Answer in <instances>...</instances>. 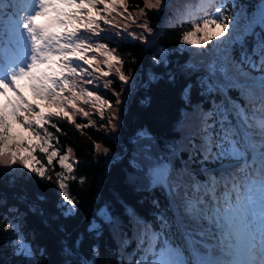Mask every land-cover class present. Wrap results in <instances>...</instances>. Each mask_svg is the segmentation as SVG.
Returning <instances> with one entry per match:
<instances>
[{
  "label": "snow or ice",
  "instance_id": "obj_1",
  "mask_svg": "<svg viewBox=\"0 0 264 264\" xmlns=\"http://www.w3.org/2000/svg\"><path fill=\"white\" fill-rule=\"evenodd\" d=\"M203 3L212 6L214 0H203ZM19 5L25 12L23 16L14 18L13 13L6 22L0 16V166L13 170L0 172V178L12 175L14 182V169L19 167L29 173L25 179L35 176L41 181H50L49 170L55 167L54 161L58 162L61 171L56 173V183L62 200L57 209L65 217L74 216L76 201L68 185L69 180L75 179L73 149L68 147L65 154H60L61 149L56 146L59 137L48 129L63 131L52 122L54 118L70 121L77 129L86 127L76 123L78 115L90 116L89 111L79 106L82 101L84 105H91L92 114L106 119L108 126L115 130L118 114L113 103L98 91L81 85L98 86L99 79L110 76L128 83L130 77L122 70L123 58L104 42L113 36L107 34L103 25L111 26L110 17L118 10L125 20L135 23L136 17L129 11L128 0H19ZM144 5L145 8L139 10L141 16L145 15V9H160L162 0H144ZM215 11L214 18L201 17L193 30L182 36L183 45L200 49L194 55L201 59L196 63L190 61L178 72L149 73V80L154 82L166 76L169 83L175 84L179 74L204 73L197 81L200 95L217 93L222 99L213 100L207 111L201 104L193 105L191 114L182 110L184 118L191 116L189 132L172 151L173 155L188 151L189 161L199 154L201 164L211 160L219 162V168L201 167L199 171L208 177V183H193V174L186 167L175 172L169 164L155 163L147 154L137 162L134 154L131 166L138 171L147 168L148 182L144 190L151 191L157 186L165 189L172 213L170 216L163 212L155 214L161 229L157 232L120 201L132 222L144 226L143 233H133L137 249L131 255L143 253L135 264H264V0H260L257 11L251 16L238 13L231 28L229 17L223 15L220 8ZM140 27L147 33L152 32L146 22ZM121 31L127 33L128 29ZM130 35L137 40L147 39ZM248 36L255 40L251 50L245 44ZM236 44L241 48L239 60L232 54ZM166 55V50L160 48L159 56H154L153 60L157 65H167ZM112 82L107 79L103 87L109 88ZM24 87H30L35 98L44 101V105L34 107L27 103L21 94ZM192 88V84H187L181 92L185 103H191ZM231 90L239 93L238 98L228 95ZM113 94L115 105H120V93ZM16 125L27 131L28 136ZM136 138L151 139V136L146 129H141L136 132ZM95 148L101 151L99 144ZM39 154H43L41 159H38ZM238 166L246 176L243 191L232 171ZM213 171L220 173L219 179ZM138 179L132 174L127 177L129 183ZM220 183L225 191L217 197L216 186ZM140 190L138 187L137 191ZM209 193L211 198L206 199ZM44 200L45 197L37 193L31 204L32 211L44 215L39 207V202ZM153 203L159 207L156 201ZM97 216L110 226L121 223L118 216L110 213L108 204ZM87 231L95 233L96 237L102 233L95 220ZM177 235L183 240L182 246L173 243L172 238ZM81 239L82 236L75 242L76 246ZM128 243L124 241L125 245ZM17 247L19 250L14 254L23 255L27 264H34L29 247L26 244ZM185 250L190 253L187 257ZM40 251L43 255V250ZM92 252L98 255L99 247L94 246Z\"/></svg>",
  "mask_w": 264,
  "mask_h": 264
},
{
  "label": "trees",
  "instance_id": "obj_2",
  "mask_svg": "<svg viewBox=\"0 0 264 264\" xmlns=\"http://www.w3.org/2000/svg\"><path fill=\"white\" fill-rule=\"evenodd\" d=\"M128 2L129 11L136 17L135 23L131 19L125 20L118 10L110 17L113 24L103 25L107 34L113 36L111 40L104 42L108 43L110 48L116 49V54L123 58L122 70L130 77L128 83L124 84L119 82L118 77L110 76L99 79L98 86L81 85L89 90L98 91L100 95L103 93V97L113 103L118 114L115 135L108 136L107 120H101L98 115L92 114L91 105H84L82 101L79 102V106L90 113L88 118L81 115L76 118V123L86 125L82 130L77 129L70 121L53 119L52 122L57 123L63 130L56 132L53 128L48 129L59 137V144L56 146L61 149L60 154H65L67 148L71 147L73 149L71 160L76 162L75 179L68 181L69 189L76 200L74 216L65 217L57 209L61 199L56 183V171L60 168L58 162L54 161L55 167L49 170L52 177L50 181H41L35 176L25 179L29 173L19 167L14 169L16 175L14 182L12 175L0 178V264H27L25 256L14 254L11 250V238L20 233L25 235V239L29 240L33 247L34 264H83L85 261L91 264L93 260L95 264L130 262L135 264L143 253L131 255L137 249V240L133 233L134 231L143 233L144 226L132 222L125 214L120 201L131 207L136 216L157 232L161 229L160 221L155 214L163 212L170 216L172 213L170 202L162 187L157 186L151 191L144 190V185L148 182L145 176L147 168L138 171L131 166L130 161L134 154L137 162H141L147 154L155 163L169 164L175 172H180L186 167L193 174V183L195 181L208 183V177L199 171L201 167L219 168V162L211 160L201 164L199 154L189 161L188 151L173 155L172 150L189 132L191 116L184 118L182 110L191 114L193 105L201 104L207 111L211 109L213 100L219 102L222 97L217 93L210 96L200 95L201 89L197 81L204 75L202 71L179 74L175 84L169 83L166 76L162 80L152 82L149 80V73L160 75L168 71L178 72L190 61L196 63L201 59L194 55L200 51L197 46L182 44L183 33L193 30V26L201 17L214 18L216 8H220L222 14L229 17L231 28L238 13L251 16L257 11L260 0H214L212 6H206L203 0H162L160 9H145L143 16L139 10L145 8L144 0ZM14 6L20 7L19 0H0V16L5 22L8 16L14 13L11 10ZM21 14L23 16L22 9ZM143 22L151 26V33L140 27ZM124 28L128 29L127 33L121 31ZM130 34L144 36L147 39L146 41L133 39ZM254 42L253 36L245 39L249 50ZM160 48L166 50L167 65H157L153 60L154 56H159ZM240 51L239 44L232 47V54L237 60L240 59ZM107 79L113 82L105 89L103 86ZM187 84L193 85L191 103H185L181 98V92ZM114 92L120 93L122 101L120 105H115ZM228 95L236 99L239 93L231 90ZM26 102L34 107L43 106L45 103L38 99L33 102L31 98L26 99ZM36 110L39 111V108ZM106 114L110 115V112L106 110ZM90 121H94V124ZM16 127L24 136H28L27 131L21 129L19 125ZM141 129H146L151 139L136 138V132ZM96 144L101 146V151L97 152ZM103 149H107V152ZM42 157L43 154L38 155V159ZM43 162L46 164V159ZM241 166L232 169L236 176L235 182L240 189L246 179L245 173L240 171ZM12 171L0 166V172ZM129 174L136 175L139 179L135 183H129L127 180ZM213 175L217 179L220 177L218 171H213ZM138 187L140 191H137ZM224 191L223 183L216 186L217 197L222 196ZM37 193L45 197L44 201L39 202L44 215L31 209ZM210 198L211 193L206 199ZM235 198L236 193L233 192L232 199ZM153 201H156L159 207ZM106 204L109 205L110 213L119 217L121 221L119 226H110L97 216V212ZM93 220L101 226L102 233L99 237L87 231ZM81 236L83 239L80 240L79 246H76L75 242ZM172 239L174 245H183L179 235ZM125 240L129 241L127 245L124 244ZM94 246L99 247V254L96 256L92 252ZM65 248L68 252L64 251ZM40 250H43V255ZM184 255L187 257L190 253L185 250Z\"/></svg>",
  "mask_w": 264,
  "mask_h": 264
},
{
  "label": "rangeland",
  "instance_id": "obj_3",
  "mask_svg": "<svg viewBox=\"0 0 264 264\" xmlns=\"http://www.w3.org/2000/svg\"><path fill=\"white\" fill-rule=\"evenodd\" d=\"M42 22H43V21H42ZM26 88H27V87H26ZM23 89H24V88H23ZM25 94H26V96L33 98V100L35 99V96H34L33 92H28V93H25ZM101 96H103V93H101ZM114 123H116V125H117V127H118V122H116V120L114 121ZM117 127L115 128V130H113V129L109 126V127L107 128V130H106L108 136L113 137V136L115 135V132H116V130H117ZM60 171H61V168H59V169L56 171V173H57V172H60ZM69 191H70L71 196L74 198L72 191H71L70 189H69ZM74 199H75V198H74ZM61 200H62V194H61L60 202H61ZM75 201H76V200H75ZM11 240H12L11 250H12L14 253L18 252L19 249H18L17 246L20 245V244H26V245L29 247V249L31 250V252L33 253V247H32V245H31V243L29 242V240H26V239H25V235H24L23 233H20L19 235L12 237Z\"/></svg>",
  "mask_w": 264,
  "mask_h": 264
}]
</instances>
